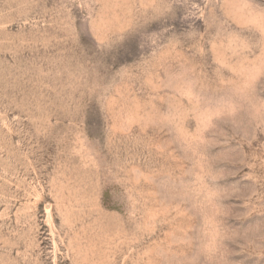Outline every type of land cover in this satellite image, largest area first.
<instances>
[{"label":"rangeland","instance_id":"rangeland-1","mask_svg":"<svg viewBox=\"0 0 264 264\" xmlns=\"http://www.w3.org/2000/svg\"><path fill=\"white\" fill-rule=\"evenodd\" d=\"M0 264H264V0H0Z\"/></svg>","mask_w":264,"mask_h":264}]
</instances>
